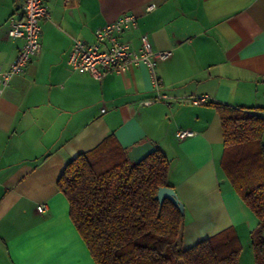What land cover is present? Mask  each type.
<instances>
[{
  "label": "crops",
  "instance_id": "crops-1",
  "mask_svg": "<svg viewBox=\"0 0 264 264\" xmlns=\"http://www.w3.org/2000/svg\"><path fill=\"white\" fill-rule=\"evenodd\" d=\"M41 46L0 95V264H96L69 217L57 179L69 159L115 138L126 151L148 141L168 161V185L184 205L177 248L224 229L240 242L238 264H254L250 233L258 219L221 167L224 151L214 103L246 107L264 118V0H45ZM154 4L145 12L147 4ZM21 0H0V68L21 38L8 18ZM138 17L121 41L137 49L146 35L171 54L156 65L167 102L153 96L143 65L97 80L67 63L74 38L123 13ZM206 94L208 103L179 101ZM179 129L194 131L184 139ZM264 138V136H263ZM45 204L42 211L37 209Z\"/></svg>",
  "mask_w": 264,
  "mask_h": 264
},
{
  "label": "trees",
  "instance_id": "trees-1",
  "mask_svg": "<svg viewBox=\"0 0 264 264\" xmlns=\"http://www.w3.org/2000/svg\"><path fill=\"white\" fill-rule=\"evenodd\" d=\"M213 105L224 145L221 167L258 219L251 247L254 264H264V118L246 107ZM167 175L161 151L132 163L115 138L68 160L57 187L96 264H238L241 246L232 228L177 248L183 214L155 197Z\"/></svg>",
  "mask_w": 264,
  "mask_h": 264
},
{
  "label": "built area",
  "instance_id": "built-area-1",
  "mask_svg": "<svg viewBox=\"0 0 264 264\" xmlns=\"http://www.w3.org/2000/svg\"><path fill=\"white\" fill-rule=\"evenodd\" d=\"M153 8L154 4L150 3L145 6L144 11L148 12ZM21 9L20 15L12 14L7 20L9 37L21 38L22 45L8 67L0 68V95L8 85L10 78L23 72L32 55L39 51L41 46L40 21L48 19L50 14L45 0H21ZM137 23V15L125 12L96 28L92 42L74 38L67 63L72 70L89 73L97 80L102 79L109 72H124L131 66L143 65L149 71L151 90L153 91V96L145 99L143 103L151 104L163 101L171 104L175 98L163 90L162 81L156 74L157 63L170 56L171 51L154 49L146 35L140 37L137 49H133L129 43L121 41L122 33L125 30L136 28ZM176 99L193 105L208 103L206 94ZM193 134L194 131L189 129L176 131V137L179 139ZM44 208L45 204L37 206L39 211Z\"/></svg>",
  "mask_w": 264,
  "mask_h": 264
},
{
  "label": "water",
  "instance_id": "water-1",
  "mask_svg": "<svg viewBox=\"0 0 264 264\" xmlns=\"http://www.w3.org/2000/svg\"><path fill=\"white\" fill-rule=\"evenodd\" d=\"M155 150L156 147L152 143L148 141L141 142L139 144L131 146V148L127 150V158L132 163H138ZM155 197L159 202V206L162 205L164 199H169L174 205L177 206L178 210L182 214H184V205L179 199L173 187L169 185L160 186L156 192Z\"/></svg>",
  "mask_w": 264,
  "mask_h": 264
}]
</instances>
